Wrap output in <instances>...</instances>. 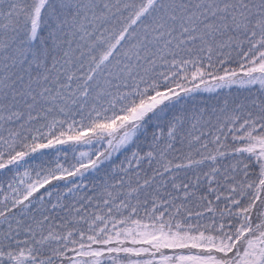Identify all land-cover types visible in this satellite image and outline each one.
I'll use <instances>...</instances> for the list:
<instances>
[{
	"label": "snow or ice",
	"instance_id": "1",
	"mask_svg": "<svg viewBox=\"0 0 264 264\" xmlns=\"http://www.w3.org/2000/svg\"><path fill=\"white\" fill-rule=\"evenodd\" d=\"M0 264H264V0H0Z\"/></svg>",
	"mask_w": 264,
	"mask_h": 264
},
{
	"label": "trees",
	"instance_id": "2",
	"mask_svg": "<svg viewBox=\"0 0 264 264\" xmlns=\"http://www.w3.org/2000/svg\"><path fill=\"white\" fill-rule=\"evenodd\" d=\"M227 91H229V90H224L223 92L220 93V95H221V96L224 95V93L227 92ZM232 91L234 92V91H236V90L233 89ZM241 91H242V90H241ZM201 95L203 96L204 99H208V97H209V94H207V93H204V94H201Z\"/></svg>",
	"mask_w": 264,
	"mask_h": 264
}]
</instances>
